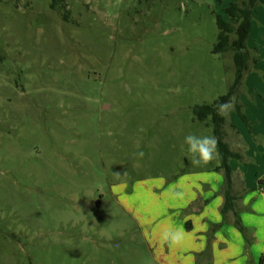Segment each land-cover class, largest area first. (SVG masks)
<instances>
[{
    "label": "rangeland",
    "instance_id": "1",
    "mask_svg": "<svg viewBox=\"0 0 264 264\" xmlns=\"http://www.w3.org/2000/svg\"><path fill=\"white\" fill-rule=\"evenodd\" d=\"M235 1L0 3V264H184L160 181L213 163L184 140L214 136L193 107L234 80L212 50ZM252 68L236 103L264 86Z\"/></svg>",
    "mask_w": 264,
    "mask_h": 264
},
{
    "label": "crops",
    "instance_id": "2",
    "mask_svg": "<svg viewBox=\"0 0 264 264\" xmlns=\"http://www.w3.org/2000/svg\"><path fill=\"white\" fill-rule=\"evenodd\" d=\"M248 47L258 59L252 71L264 78V10L257 8L254 13ZM250 83L248 78L245 85L249 99L243 96L240 103L252 126L250 131L235 119L231 122L227 119L226 124L232 138V143L227 142L231 149L242 153L240 162L230 161L234 209L226 215L221 211L224 174L215 170L217 158L208 168L160 181V188L171 201L165 218L172 219L178 234L190 237L186 243L175 236L171 240V246L185 255L184 264H264V86L259 89ZM260 111L261 116L257 114ZM248 132L256 144L250 140ZM236 218L244 232L237 228Z\"/></svg>",
    "mask_w": 264,
    "mask_h": 264
},
{
    "label": "trees",
    "instance_id": "3",
    "mask_svg": "<svg viewBox=\"0 0 264 264\" xmlns=\"http://www.w3.org/2000/svg\"><path fill=\"white\" fill-rule=\"evenodd\" d=\"M3 0H0V3ZM260 0H238L230 3L225 9L227 19L222 15H217L216 24L218 28L217 42L213 46V53L220 55H231L234 67V80L228 88L225 95L220 96L212 104H202L193 107L194 119L213 127V135L218 139L217 156L218 165L216 171L224 174L223 196L224 203L221 211L224 215L234 209L235 197L232 195V168L231 160H241V153L231 149L226 140L225 127L227 124L226 117L217 114L216 108L219 104L237 96L244 84L247 74L251 70V65L255 64L258 59L248 47V40L251 32L254 13ZM235 109L247 121L243 112V106L235 103ZM238 217V213L235 214ZM236 226L242 232L245 231L239 218H236Z\"/></svg>",
    "mask_w": 264,
    "mask_h": 264
},
{
    "label": "clouds",
    "instance_id": "4",
    "mask_svg": "<svg viewBox=\"0 0 264 264\" xmlns=\"http://www.w3.org/2000/svg\"><path fill=\"white\" fill-rule=\"evenodd\" d=\"M236 97L219 104L216 108L217 114L227 117L235 107ZM184 143L188 146L187 151L191 154V163L194 166H202L211 163L219 155L218 139L215 136H197L189 134L185 137ZM140 157L143 153L138 154Z\"/></svg>",
    "mask_w": 264,
    "mask_h": 264
}]
</instances>
